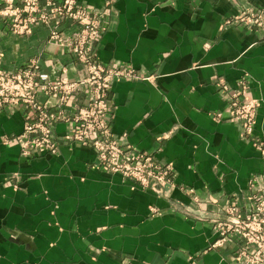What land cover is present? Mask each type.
<instances>
[{
  "label": "crops",
  "instance_id": "crops-1",
  "mask_svg": "<svg viewBox=\"0 0 264 264\" xmlns=\"http://www.w3.org/2000/svg\"><path fill=\"white\" fill-rule=\"evenodd\" d=\"M79 1L102 15L99 60L137 75L113 80L114 137L171 165L174 184L158 196L95 167V150L63 140L65 123L53 129L57 153L23 157L14 139L28 111L2 110L0 264H237L242 241L229 233L218 244V225L230 205L250 213L264 180V31L235 20L264 12V0ZM49 37L43 25L23 36L0 22V69L33 63L51 82L83 79ZM235 94L260 102L248 138L230 119ZM39 99L55 111V97ZM74 99L69 113L85 94Z\"/></svg>",
  "mask_w": 264,
  "mask_h": 264
},
{
  "label": "built area",
  "instance_id": "built-area-1",
  "mask_svg": "<svg viewBox=\"0 0 264 264\" xmlns=\"http://www.w3.org/2000/svg\"><path fill=\"white\" fill-rule=\"evenodd\" d=\"M102 15L79 0H1L0 22H6L16 35H28L36 25L48 28L50 40L72 55L85 68L86 76L79 81L67 77L51 82L49 74L35 64L16 72L0 69V111L13 108L26 109L23 132L15 137L23 157H33L41 152L55 154L60 144L53 138L54 126L65 123L63 140L70 145L89 147L96 151L95 167L119 174L134 181L144 190L163 195L165 187L174 184L175 170L159 161L152 153H142L123 147L112 132L113 105L110 98L113 80L118 77L137 78L134 70L111 68L97 56V43L101 40ZM236 23L264 31V12L244 11ZM67 23L74 29L64 32ZM66 73V69H63ZM227 92L226 86L222 87ZM85 94V104L75 113L69 105L77 104L74 97ZM41 93L56 98L55 111L48 103L40 101ZM229 115L244 126L243 136L252 135L256 125L260 102L247 100L235 94L230 98ZM220 118L221 115H218ZM258 178L252 182L255 183ZM255 193L256 207L243 213L239 206L226 209L228 219L218 225L221 240L229 233L238 235L242 247L236 253L237 264H264V180Z\"/></svg>",
  "mask_w": 264,
  "mask_h": 264
}]
</instances>
